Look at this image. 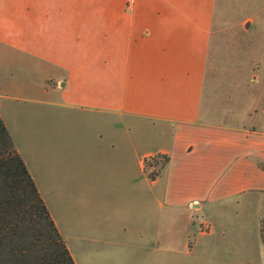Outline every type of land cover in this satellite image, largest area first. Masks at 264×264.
<instances>
[{
	"label": "crops",
	"instance_id": "obj_1",
	"mask_svg": "<svg viewBox=\"0 0 264 264\" xmlns=\"http://www.w3.org/2000/svg\"><path fill=\"white\" fill-rule=\"evenodd\" d=\"M216 3L0 0L5 62L40 68L42 93L58 106L106 119L78 144L87 153L78 161L84 171L69 172L68 182L53 177L55 196L65 188L84 194L89 207L81 225L59 217L25 163L75 264H264L258 218L264 216V129L224 124L212 103L219 97L204 95ZM0 117L22 159H50L42 147L30 154L23 125ZM126 121L150 127L153 150L125 154L118 131ZM154 155L165 163L151 178L145 162ZM51 159L76 158L70 152ZM111 197L110 217L101 211ZM254 200L256 239L172 234L183 223L167 213L157 217L158 210L188 214L204 206L226 213ZM126 203L134 220L121 218Z\"/></svg>",
	"mask_w": 264,
	"mask_h": 264
},
{
	"label": "rangeland",
	"instance_id": "obj_2",
	"mask_svg": "<svg viewBox=\"0 0 264 264\" xmlns=\"http://www.w3.org/2000/svg\"><path fill=\"white\" fill-rule=\"evenodd\" d=\"M214 30L217 34L214 35L216 41L214 49L210 52L206 71L205 98L210 95L219 97L212 100V103L217 107L219 105L218 112L224 124L237 128L247 125L259 130L264 129V0H217ZM40 70L36 66L26 67L21 61L11 66L5 62L3 53L0 55V94L3 95L0 99V112L10 124L23 125L22 128L28 133L25 140L26 145L30 147V154L33 149L42 147L45 155L50 157L23 160L42 184L46 198L59 217L67 221H77L78 226L83 222L86 208L89 207L85 204L84 194H70L65 188L61 196H55L52 190L53 177L62 176L67 178L68 182L69 172L84 171L85 164H79L78 161L87 153L80 151L78 144L86 138L88 128L92 127L95 131L96 127L104 124L103 118L82 110L58 106L56 99L43 95L44 84L39 76ZM39 97H44V101H33ZM204 102L206 103V100ZM108 121L113 123L111 119ZM95 134L94 132L93 135ZM100 134H105L104 129ZM118 135L124 139L126 155L128 152L133 154L134 151L140 154L151 151L156 143L150 127H140L129 121L122 127L121 123L119 124ZM70 152L76 159H51L67 158ZM146 159H153L145 162L146 169L150 168L155 173L160 170V161L163 159L160 155ZM155 161L159 163L156 166L153 165ZM111 199L114 200L112 197ZM111 202L108 201V207L101 211L110 217L116 205ZM103 204L104 201L101 207H104ZM252 205L247 208L236 205L226 213L214 212L207 206L199 211L194 208L196 211L188 214L158 210L157 217L164 219L167 213L183 223L178 229L173 228L172 234L177 230L180 235L188 234L190 237L198 234L247 235L256 239L259 235L257 221L255 216L253 218L249 214L256 207L255 200ZM122 217L135 219V214L127 203L125 208L121 209ZM258 218L260 235L264 240V216ZM201 223L210 227L208 232H201ZM253 247L255 249V244Z\"/></svg>",
	"mask_w": 264,
	"mask_h": 264
},
{
	"label": "trees",
	"instance_id": "obj_3",
	"mask_svg": "<svg viewBox=\"0 0 264 264\" xmlns=\"http://www.w3.org/2000/svg\"><path fill=\"white\" fill-rule=\"evenodd\" d=\"M0 264H75L1 117Z\"/></svg>",
	"mask_w": 264,
	"mask_h": 264
},
{
	"label": "built area",
	"instance_id": "obj_4",
	"mask_svg": "<svg viewBox=\"0 0 264 264\" xmlns=\"http://www.w3.org/2000/svg\"><path fill=\"white\" fill-rule=\"evenodd\" d=\"M210 227L206 223H201V232H208Z\"/></svg>",
	"mask_w": 264,
	"mask_h": 264
}]
</instances>
